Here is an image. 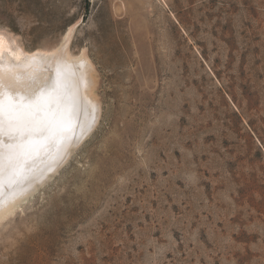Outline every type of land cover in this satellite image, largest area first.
Returning a JSON list of instances; mask_svg holds the SVG:
<instances>
[{"label":"rangeland","instance_id":"1","mask_svg":"<svg viewBox=\"0 0 264 264\" xmlns=\"http://www.w3.org/2000/svg\"><path fill=\"white\" fill-rule=\"evenodd\" d=\"M128 1L0 0L10 41L90 59L100 108L0 264H264V0Z\"/></svg>","mask_w":264,"mask_h":264},{"label":"bare ground","instance_id":"2","mask_svg":"<svg viewBox=\"0 0 264 264\" xmlns=\"http://www.w3.org/2000/svg\"><path fill=\"white\" fill-rule=\"evenodd\" d=\"M122 4L121 1L118 7ZM94 70L87 56L70 53L66 44L29 52L0 33V103L3 106L0 111V152L5 157L0 172L3 179L0 220L27 200V195L65 162V156L72 153L75 145L97 123L100 108ZM41 93H44V101L37 122L50 126L43 135L38 130V123L31 129L24 128V121L29 116L26 109L19 110L23 115H18L17 109L10 108V101L18 104L23 97L27 104ZM13 117L16 122L10 124ZM10 131L15 139L9 138ZM10 144L18 146L16 152L19 154L11 185L7 166Z\"/></svg>","mask_w":264,"mask_h":264},{"label":"snow or ice","instance_id":"3","mask_svg":"<svg viewBox=\"0 0 264 264\" xmlns=\"http://www.w3.org/2000/svg\"><path fill=\"white\" fill-rule=\"evenodd\" d=\"M21 103L18 104H12L10 101V108H15L18 110V115H23L22 112H20L19 110H24L26 109L29 113L28 118L24 121V128L25 129H31L33 127V125H36L37 122V117H39L40 115V111H41V105L42 102L44 101V93H41L40 96L36 97L34 101H30L27 104L24 103V98L21 97L20 98ZM2 103H0V111H2ZM16 122V117H13L10 120V124H13ZM38 130L40 132L41 135L47 133L50 130V126L44 122H39L38 123ZM17 132H19L20 130L17 129ZM9 138L10 139H15V136L13 135L12 131H10L9 133ZM26 139V136L24 137ZM18 146L15 144H10L8 145L9 148V153L7 156V166L10 169L9 172V184L11 185V183H13L14 181L11 179L12 174L15 173L16 170V166H17V158H18V153L16 152V148ZM4 154L2 152H0V172L3 171V167H4ZM3 183V179L2 177H0V184Z\"/></svg>","mask_w":264,"mask_h":264},{"label":"water","instance_id":"4","mask_svg":"<svg viewBox=\"0 0 264 264\" xmlns=\"http://www.w3.org/2000/svg\"><path fill=\"white\" fill-rule=\"evenodd\" d=\"M74 150H75V149H74ZM74 150H73V151H74Z\"/></svg>","mask_w":264,"mask_h":264}]
</instances>
